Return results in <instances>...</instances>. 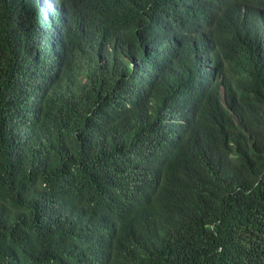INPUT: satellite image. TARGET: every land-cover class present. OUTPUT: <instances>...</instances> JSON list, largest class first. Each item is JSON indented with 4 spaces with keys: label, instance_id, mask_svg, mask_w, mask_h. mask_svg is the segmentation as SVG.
<instances>
[{
    "label": "trees",
    "instance_id": "trees-1",
    "mask_svg": "<svg viewBox=\"0 0 264 264\" xmlns=\"http://www.w3.org/2000/svg\"><path fill=\"white\" fill-rule=\"evenodd\" d=\"M0 264H264V0H0Z\"/></svg>",
    "mask_w": 264,
    "mask_h": 264
}]
</instances>
